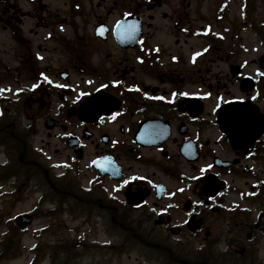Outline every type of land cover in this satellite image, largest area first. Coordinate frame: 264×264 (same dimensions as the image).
<instances>
[{"label": "flooded vegetation", "instance_id": "af4514ba", "mask_svg": "<svg viewBox=\"0 0 264 264\" xmlns=\"http://www.w3.org/2000/svg\"><path fill=\"white\" fill-rule=\"evenodd\" d=\"M24 1H0L15 49L0 61V197L42 193L24 232L41 210L37 239L66 242L54 217L69 214L147 232L161 264H264V18L249 0L234 33L190 18V0H66L53 19Z\"/></svg>", "mask_w": 264, "mask_h": 264}, {"label": "rangeland", "instance_id": "374dc122", "mask_svg": "<svg viewBox=\"0 0 264 264\" xmlns=\"http://www.w3.org/2000/svg\"><path fill=\"white\" fill-rule=\"evenodd\" d=\"M42 1L49 10L48 13L51 15L52 19L58 16L56 15L58 14L57 8L63 7L64 2H66V0ZM77 1V4L83 5L87 0ZM96 1L97 0H94V2ZM168 1L171 3L179 2V0ZM223 1L229 3L228 8H230V11L229 14L218 23L216 19L218 14L217 8L219 3ZM190 2H196L194 5L199 4V2L203 3V9L193 12V16H190V18H196L198 21L200 20L199 17L204 18L205 23L211 24L212 33L217 32V30L224 31L225 28L231 29L232 33H234V30L238 29L237 25L241 24L238 22V9L242 0H190ZM19 3L21 7L23 6L22 8H24V10L31 9V6L26 4L24 0H19ZM63 9L67 10L65 6ZM249 9L251 17L253 18L250 20H252L254 26L257 27L256 21H262L264 18L263 0H249ZM198 12L199 14L197 15ZM62 15L65 14L62 13ZM254 19L257 20L255 21ZM81 20L77 19L78 22H81ZM12 25H14L17 33L20 30L19 36H23V26L17 21H14ZM11 29H9V26L0 23V61L5 63L7 57L15 51L12 40L8 38L11 36L10 32L13 31ZM39 139V136L35 137L33 145L37 146ZM14 157L15 155L13 154V158ZM16 161L15 158L13 163ZM0 163H5L4 157L0 156ZM7 174L8 173H4V177ZM28 178V180L34 178L32 181H38L37 176L32 173H30ZM1 184L0 180V194H3L5 187ZM12 184L16 185L15 183ZM20 194L25 195H21L12 200H6L2 198L3 196L0 197V264H161V261L164 260L159 255L151 254L147 247L138 244L136 234H139L140 237H146V235L150 237L147 232L133 231L125 233L117 232L111 228L108 232L101 228H93V230H90L92 226L86 224L81 216L72 219L69 214H58L54 217L56 220H62L63 230L61 237L66 242L62 240L61 244L53 240L50 236L37 239V236L32 233L46 226L49 221L48 216L41 213V210L35 212L37 218L32 225L31 231L20 233V228L15 225V221L12 219H15L19 213L30 211L35 205L38 206L37 200L40 199L42 193L41 188L32 185L30 190H22ZM63 210L67 209L63 208ZM8 223L13 224L8 226ZM113 233H118L120 236ZM19 239L21 242H19ZM7 240H10L11 244H9ZM5 241L6 243H4ZM36 242L39 243L35 244ZM38 245L39 247H37ZM35 247H37V249ZM58 247H60V250H58ZM28 248H34L33 250L36 252L35 257L33 252L31 253ZM69 250L71 254L68 258L61 256L60 252ZM56 256L60 258L56 260Z\"/></svg>", "mask_w": 264, "mask_h": 264}, {"label": "trees", "instance_id": "16d2710c", "mask_svg": "<svg viewBox=\"0 0 264 264\" xmlns=\"http://www.w3.org/2000/svg\"><path fill=\"white\" fill-rule=\"evenodd\" d=\"M61 253H63V254H61V256L65 257V258L69 257L68 253H66V252H61ZM57 254H60V253H57ZM59 258H60L59 256H56V260Z\"/></svg>", "mask_w": 264, "mask_h": 264}, {"label": "snow or ice", "instance_id": "6c2138e0", "mask_svg": "<svg viewBox=\"0 0 264 264\" xmlns=\"http://www.w3.org/2000/svg\"><path fill=\"white\" fill-rule=\"evenodd\" d=\"M185 95H187V94L185 93Z\"/></svg>", "mask_w": 264, "mask_h": 264}]
</instances>
